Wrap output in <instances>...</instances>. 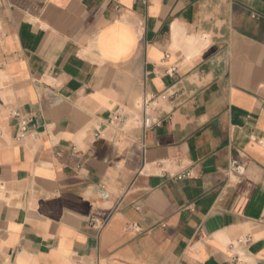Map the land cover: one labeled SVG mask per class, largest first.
Wrapping results in <instances>:
<instances>
[{"label": "crops", "instance_id": "crops-1", "mask_svg": "<svg viewBox=\"0 0 264 264\" xmlns=\"http://www.w3.org/2000/svg\"><path fill=\"white\" fill-rule=\"evenodd\" d=\"M0 264H264V0H0Z\"/></svg>", "mask_w": 264, "mask_h": 264}, {"label": "built area", "instance_id": "built-area-1", "mask_svg": "<svg viewBox=\"0 0 264 264\" xmlns=\"http://www.w3.org/2000/svg\"><path fill=\"white\" fill-rule=\"evenodd\" d=\"M29 123L26 120H23L20 122V128H19V137L18 140H22L23 138H25L26 134H28L29 132ZM191 176L189 173L186 176H179L178 179H182L184 177H189Z\"/></svg>", "mask_w": 264, "mask_h": 264}]
</instances>
